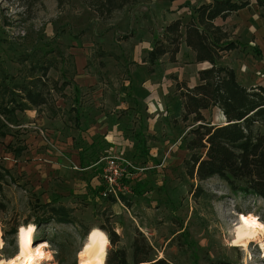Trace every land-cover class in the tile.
<instances>
[{"label":"rangeland","instance_id":"1","mask_svg":"<svg viewBox=\"0 0 264 264\" xmlns=\"http://www.w3.org/2000/svg\"><path fill=\"white\" fill-rule=\"evenodd\" d=\"M197 1L183 0L176 6L169 1L138 0L99 18L81 0H69L59 7L55 0H42L30 9L16 0H0V67L12 77V83L23 81V66L28 61L23 65L22 59L34 55L51 60L54 67L48 76L58 85L67 83L62 90L63 102L75 105L81 113L82 96L100 95L107 109H112L121 96L125 107L129 106L116 110L112 119L119 129L121 152L125 151V159L131 164L123 179L128 191L118 194V198L103 194L98 175L101 165H93L81 176L79 169L85 166V160L91 162L95 153L97 158L106 155L103 148L110 143L103 144L96 138L89 143L82 135L86 129L81 127L72 132L75 115L63 113L45 127L30 125L29 119L23 121L26 127H11L9 135L0 138V167L7 171V183L0 192L7 207L0 214V238L4 241L0 253L5 258L17 252L18 227L46 217L42 205L48 204L69 209L72 223L49 221L36 225L35 245L47 242L51 247L43 250L54 255L53 260L42 264H77V254L89 230L104 224L119 234V246L128 255L138 231L155 255L171 264H264L257 242L250 243L247 250L229 245L239 213H251L264 222V201L232 194L215 178L191 180L184 172L183 161L189 156L185 140L193 125L181 121L177 84H197V69L208 67L207 63L197 64L184 44L175 62L162 57L152 73L142 61L174 17L169 8L179 12L186 22L194 14ZM79 67L93 79L82 89L74 81ZM52 95L60 102V93ZM23 112H16L17 119ZM202 114L212 124L224 121L216 108ZM260 131L264 133V127ZM27 140L36 144L34 153L28 150ZM70 141L79 155L89 156L78 168L71 153L58 148L59 143ZM14 148L24 149L16 156ZM41 151L56 153L50 158L57 154L63 157L69 173L52 176L48 168L43 172L36 159ZM93 175L97 178L92 183L99 182L94 189L90 186ZM196 186L206 193L195 197ZM45 192H49L46 197L39 198ZM121 196L125 201L120 200ZM59 197L66 198L59 202ZM11 226H17L14 233L9 231Z\"/></svg>","mask_w":264,"mask_h":264},{"label":"trees","instance_id":"2","mask_svg":"<svg viewBox=\"0 0 264 264\" xmlns=\"http://www.w3.org/2000/svg\"><path fill=\"white\" fill-rule=\"evenodd\" d=\"M27 9L42 0H16ZM59 7L69 0H55ZM175 1V0H164ZM264 17V0H255ZM99 18L133 5L138 0H81ZM250 0H212L194 9L186 22L176 19L164 26L158 39L143 58L147 72L162 57L169 62L176 61L182 44L193 53L196 63H208L209 67L197 72L198 83L188 87L177 84L181 100V121L191 122L193 127L187 132L185 149L189 156L183 161L186 176L198 182L212 178L222 183L232 194L250 195L264 201V88L244 87L236 78L232 68L219 64V60L238 47L231 40L233 26L217 25L216 19L225 20L234 12L248 7ZM23 81L12 83L0 67V138L9 135L11 127L19 126L16 112L34 109L47 116L56 114L55 98L52 93L62 95L67 83L58 85L48 72L54 67L51 60L30 55L22 59ZM216 108L223 116V123L212 124L203 111ZM24 148H14L19 156ZM7 171L0 167V192L6 185ZM206 193L196 186L193 194L199 197ZM121 198V199H120ZM119 199L125 201L124 197ZM46 217L33 221L39 225L49 221L71 224V211L62 205H42ZM7 207L0 194V214ZM29 224V223H27ZM17 226H11V232ZM110 240L105 264H171L158 258L146 238L136 232L129 245V252L119 246L120 236L109 225L100 227ZM219 264H228L219 262Z\"/></svg>","mask_w":264,"mask_h":264},{"label":"crops","instance_id":"3","mask_svg":"<svg viewBox=\"0 0 264 264\" xmlns=\"http://www.w3.org/2000/svg\"><path fill=\"white\" fill-rule=\"evenodd\" d=\"M155 2H164L167 3V1L164 0H151ZM200 0H198V4L195 8L200 6L203 3H210L212 0H203L199 3ZM168 3H174L177 5L183 4V0H175ZM180 3V4H178ZM170 11L174 12L172 15H174L173 18L169 19L168 23L180 19L178 16L179 12H175L172 8H169ZM183 7L181 8V10ZM167 23V24H168ZM215 24L217 25H228L233 26V35L231 40L235 42L238 47L228 53H225V55L219 60V64L228 66L232 68L235 72L237 81L243 85L244 87L250 88L255 86H261L264 88V17L261 15V9L257 6L255 0H250L248 7H245L243 9H240L233 14H231L229 17H227L224 21L221 19H216ZM185 46V45H184ZM242 47L245 48L242 50ZM187 48L191 55L193 53L191 50ZM254 51V54L252 53ZM228 59V60H227ZM83 63L81 62V65ZM198 64V63H197ZM199 64H206V63H199ZM80 65V67H81ZM208 67L209 64L207 63ZM80 67L77 68V77L74 79L75 83L78 85V88H84L86 85L91 84L93 79L89 76H85L83 73V70H80ZM84 67V65L81 67V69ZM207 68V67H206ZM205 69V68H201ZM201 69H197V72ZM198 78V77H197ZM196 85V84H194ZM192 85V86H194ZM82 96V95H81ZM60 102H57V99L55 101L56 106V114L52 116H47V113L42 111L40 114L37 113L36 110H26L23 113H20L19 121L21 124L19 127H26L27 125L24 124L25 119H29L31 121L30 125L33 126H46V125H52L55 123V121L60 118V116L65 114H70V116H74V128H69L72 132L77 131L75 129L76 127H81L82 129H86L85 133L83 132L84 139L86 141H89V143H93L95 138L96 141H102L104 143H110L109 146H105L104 153L106 155L101 156L100 158H97L98 155L95 153V156L92 157L91 162H87L85 159H88L89 156L83 157V155H79L75 149H73L72 141L61 144L56 143L54 147L64 150H68L71 153V159L74 163V165L80 166L81 162L85 160V162H82L85 164V166L79 171V176L83 174V172H86L91 168L93 165H103V158L108 155H119L122 154V156L125 158L126 155L124 152H121L123 150L122 143L117 142L118 141V135L119 129L116 128L115 123H113L112 117L114 116V112L117 110H124L127 107H125V104H123V100L121 99V96L117 99L116 102H113V105L111 106L112 109H107V105H103L105 100H100V95H93V96H82L79 99H82V105L80 108H82L83 112H80V109L78 110V107H75V105H66L63 102V98H65L64 94L61 96H58ZM91 97V98H90ZM109 97V95L107 96ZM114 99V98H112ZM86 100H89L85 102ZM69 102H73V100H69ZM81 115V117H80ZM67 117H65L66 119ZM223 118V116H222ZM68 119V118H67ZM19 122V123H20ZM60 124H62V121H58ZM69 125H71L68 122ZM113 127V128H112ZM46 130V129H45ZM47 131V130H46ZM78 132V131H77ZM28 150L31 151V153L35 152V143L26 141ZM41 145V144H40ZM44 151V150H43ZM42 152V151H41ZM121 152V153H120ZM49 155H56L53 153H46L42 152V154H38L37 158L38 166L39 168L44 170L50 169L52 171L51 175H61L69 173L64 165H66L65 161L63 160V157L57 154L56 157L50 158ZM85 158V159H83ZM97 159V160H96ZM50 161V163H46V161ZM75 166V168H76ZM101 167L99 166V173L101 172ZM100 176V174H98ZM97 176H91V184L90 186L94 189L96 186L99 185L98 180L94 183H92L93 180H95ZM100 179V178H99ZM100 186H102L100 184ZM44 192V191H42ZM49 193V192H48ZM48 193H43L39 198H44ZM61 193V192H60ZM104 194V192H103ZM63 196H66L64 193H62ZM66 197H59L58 201L62 202L65 200ZM52 198H49L51 200ZM49 202V201H48Z\"/></svg>","mask_w":264,"mask_h":264},{"label":"clouds","instance_id":"4","mask_svg":"<svg viewBox=\"0 0 264 264\" xmlns=\"http://www.w3.org/2000/svg\"><path fill=\"white\" fill-rule=\"evenodd\" d=\"M239 220V225L234 226L230 233L233 238L229 241V245L243 247L247 250V243L255 240L260 245L262 258H264V239H258V236L264 235V222L252 214L247 216L240 214ZM35 231V224L29 223L27 226L21 224L17 230L18 253L11 258H5L0 253V264H41L42 261L53 260L54 255L43 251L44 248L51 247L47 242H42L34 249L31 247L30 237ZM109 244L107 233L102 229L93 228L84 248L77 254L78 264H105ZM3 247L4 241L0 238V250ZM245 264H247L246 261Z\"/></svg>","mask_w":264,"mask_h":264},{"label":"built area","instance_id":"5","mask_svg":"<svg viewBox=\"0 0 264 264\" xmlns=\"http://www.w3.org/2000/svg\"><path fill=\"white\" fill-rule=\"evenodd\" d=\"M100 172V183L104 194H112L118 198V194L128 191V186L123 182L126 177V169L131 164L123 156L108 155L103 159Z\"/></svg>","mask_w":264,"mask_h":264},{"label":"bare ground","instance_id":"6","mask_svg":"<svg viewBox=\"0 0 264 264\" xmlns=\"http://www.w3.org/2000/svg\"><path fill=\"white\" fill-rule=\"evenodd\" d=\"M240 214H242V215H244V216H247V215H249V214H251V213H239L238 214V218H237V223H236V225H239V223H240V220H239V216H240ZM253 215V214H252ZM253 216H255V215H253ZM27 226V225H26ZM93 229V228H92ZM92 229H90L89 230V232L87 233V235H86V237H85V240H84V243H83V247H82V249L84 248V246H85V244H86V242H87V237L89 236V233H90V231L92 230ZM34 234H35V232H34ZM34 234H32L31 235V237H30V239L32 240V245H31V247L34 249L37 245H39V244H41L42 242H40V243H38L37 245H35V243H34V241H35V239H34ZM232 238H233V236H232ZM258 239H264V235H261V236H258ZM16 242H17V234H16ZM45 242V241H44ZM253 242H256L255 240H253V241H251V242H249V243H247V247L249 246V244L250 243H253ZM17 247H18V243H17ZM238 247V246H237ZM241 248H243V247H241ZM45 249V248H44ZM81 249V250H82ZM244 249V248H243ZM18 251H19V248H17V252L13 255V256H15L17 253H18ZM44 251V250H43ZM46 254H47V252L46 251H44ZM12 256V257H13ZM11 258V257H10ZM44 261H42L41 262V264L43 263ZM77 264H78V260H77Z\"/></svg>","mask_w":264,"mask_h":264},{"label":"water","instance_id":"7","mask_svg":"<svg viewBox=\"0 0 264 264\" xmlns=\"http://www.w3.org/2000/svg\"><path fill=\"white\" fill-rule=\"evenodd\" d=\"M223 120H224V118H223Z\"/></svg>","mask_w":264,"mask_h":264}]
</instances>
